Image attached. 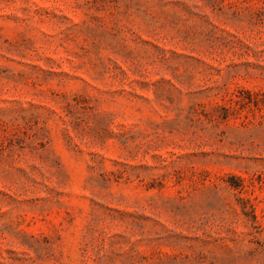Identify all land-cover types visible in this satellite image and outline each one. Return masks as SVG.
<instances>
[{"label": "rangeland", "instance_id": "374dc122", "mask_svg": "<svg viewBox=\"0 0 264 264\" xmlns=\"http://www.w3.org/2000/svg\"><path fill=\"white\" fill-rule=\"evenodd\" d=\"M0 264H264V0H0Z\"/></svg>", "mask_w": 264, "mask_h": 264}]
</instances>
